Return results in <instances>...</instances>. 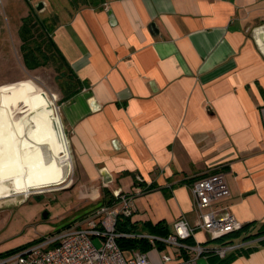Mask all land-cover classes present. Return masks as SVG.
Segmentation results:
<instances>
[{"label": "crops", "instance_id": "1", "mask_svg": "<svg viewBox=\"0 0 264 264\" xmlns=\"http://www.w3.org/2000/svg\"><path fill=\"white\" fill-rule=\"evenodd\" d=\"M33 1L44 3L37 20L69 81L59 119L44 99L24 101L25 115L0 103V149L14 139L0 182L34 192L71 177L66 190L86 204L105 191L132 194L130 234L151 235L172 232L180 218L191 227L203 221L192 183L220 172L229 195L212 208L241 227L217 240L196 229L192 241L245 243L224 264H264V233L254 236L264 225V0ZM147 253L153 264L193 256L165 245ZM221 259L208 254L196 264Z\"/></svg>", "mask_w": 264, "mask_h": 264}, {"label": "rangeland", "instance_id": "2", "mask_svg": "<svg viewBox=\"0 0 264 264\" xmlns=\"http://www.w3.org/2000/svg\"><path fill=\"white\" fill-rule=\"evenodd\" d=\"M37 3L30 0L29 11V4L25 0H0V103H4L9 111L25 115L30 109L24 101L33 99L32 105L36 106L44 99V103L52 106L59 119V90L69 80L61 73L62 64L59 58H53L50 54L52 50L49 44L41 40V36H36L37 30L34 31L32 40L42 44V52L48 56V60L44 67L34 72L26 70L24 64L20 66L23 59L18 30L28 12L27 18L41 21L37 20L40 18L37 16L39 11L35 8ZM19 66L21 72L15 75ZM19 77L27 79L12 83ZM13 142L12 137L0 149V163L3 152L13 147ZM70 179L71 177L61 186L34 192H17L9 184L0 182V252L55 234L98 205L82 202L76 189L66 190L69 188L66 187L68 184L71 186ZM44 212L47 213L46 218L43 217ZM94 242L98 244V240Z\"/></svg>", "mask_w": 264, "mask_h": 264}, {"label": "built area", "instance_id": "3", "mask_svg": "<svg viewBox=\"0 0 264 264\" xmlns=\"http://www.w3.org/2000/svg\"><path fill=\"white\" fill-rule=\"evenodd\" d=\"M260 114L264 127V103L260 105ZM136 180L142 181L140 177ZM192 191L197 209H207V212L201 215L203 221L197 226L191 227L180 218L173 223L172 232L165 237L137 236L146 237L150 242L159 240L167 248L178 246L193 253L192 257L177 264H196L198 258H205L208 254L225 258L229 251H236L245 246V243H242L209 247L202 243L187 242L188 239H193L196 229L204 231L210 240H217L241 227V223L228 211L212 208L214 202L229 195V188L222 173H211L196 179L192 183ZM111 196V204L91 208L86 215L59 232L0 258V264H153L147 252L123 250L119 247L117 238L136 235L118 232L116 228L120 217L132 216L133 195L113 190ZM94 240H98V244H95ZM171 258V255L165 254L161 256V261L166 263Z\"/></svg>", "mask_w": 264, "mask_h": 264}, {"label": "trees", "instance_id": "4", "mask_svg": "<svg viewBox=\"0 0 264 264\" xmlns=\"http://www.w3.org/2000/svg\"><path fill=\"white\" fill-rule=\"evenodd\" d=\"M25 1L28 3L29 0H25ZM70 1L73 4H78V3L93 4L95 0H70ZM30 19L31 18H25L22 21V24L19 28V37L21 40L20 51H21L25 66L28 68H35V67L44 65L48 60V56H46L44 52H42V44L39 42H36L35 40L34 41L32 40L34 31L37 30L38 34L36 36H41L40 37L41 40H44V42L49 43V46L52 45V42L48 37V32L44 25V22H40V21L36 22V21H33L32 19H31V22H29ZM36 36H35V39H36ZM31 42H33L34 45H31L32 44ZM53 48H54V51H56V48L55 47ZM40 55L42 56L40 57ZM112 202H113V198L111 196V193L108 191H105L104 199H102L98 203V206L109 205ZM128 223H129V218L120 217L116 225L117 231L121 233H132L131 228H129L128 226ZM155 227H158L160 230L163 229V226L161 225H158ZM263 233H264V225L260 229V231L256 233L254 236H259V235H262ZM150 234L156 237H165L167 236L168 231L162 232V233H150ZM36 241H39V240H35L33 242H36ZM33 242L28 243L23 246H19L14 249L0 252V258H3L11 253H14L20 250L21 248H24L32 244ZM187 242L193 243L192 239H188ZM117 243L119 247L123 250H138L142 252H147L152 247H156L159 249L164 247V244L160 242L159 240H154V242H150L148 238L137 236V235L128 236V237H119L117 238ZM230 258H231L230 256L222 258L219 264L226 263Z\"/></svg>", "mask_w": 264, "mask_h": 264}, {"label": "water", "instance_id": "5", "mask_svg": "<svg viewBox=\"0 0 264 264\" xmlns=\"http://www.w3.org/2000/svg\"><path fill=\"white\" fill-rule=\"evenodd\" d=\"M43 6H44L43 1H39V2L35 5V8H36L37 10H41V9L43 8ZM259 37L261 38V35H259ZM43 217H44V218L47 217V213H46V212L43 213Z\"/></svg>", "mask_w": 264, "mask_h": 264}, {"label": "bare ground", "instance_id": "6", "mask_svg": "<svg viewBox=\"0 0 264 264\" xmlns=\"http://www.w3.org/2000/svg\"><path fill=\"white\" fill-rule=\"evenodd\" d=\"M261 40V39H260ZM17 155V157H18V160H20L21 159V157L19 156V153L18 154H16Z\"/></svg>", "mask_w": 264, "mask_h": 264}]
</instances>
